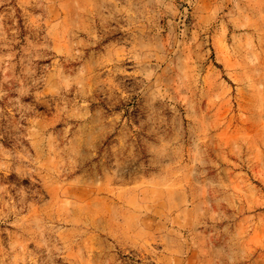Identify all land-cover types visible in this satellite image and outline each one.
I'll use <instances>...</instances> for the list:
<instances>
[{
  "label": "rangeland",
  "instance_id": "374dc122",
  "mask_svg": "<svg viewBox=\"0 0 264 264\" xmlns=\"http://www.w3.org/2000/svg\"><path fill=\"white\" fill-rule=\"evenodd\" d=\"M0 264H264V0H0Z\"/></svg>",
  "mask_w": 264,
  "mask_h": 264
}]
</instances>
